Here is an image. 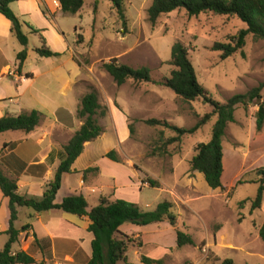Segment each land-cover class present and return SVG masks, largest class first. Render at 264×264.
Instances as JSON below:
<instances>
[{
	"label": "rangeland",
	"instance_id": "obj_1",
	"mask_svg": "<svg viewBox=\"0 0 264 264\" xmlns=\"http://www.w3.org/2000/svg\"><path fill=\"white\" fill-rule=\"evenodd\" d=\"M95 1L85 0V6L78 14L65 16L62 22L56 23L53 35L57 42L49 35L50 29H41L42 35H49L50 46L55 52L72 50L75 61L80 65L79 82L74 86L75 108L72 109L73 101L59 96L56 84H46L48 75L43 73L49 74L56 59L40 57L36 52V48L42 47L40 40L31 36L26 69L40 76L36 80L34 97L26 109L39 110L44 115L42 122L47 124H51L55 117L69 113L65 109L74 112L75 119L66 121L68 124L64 123L53 135L57 145L55 154L60 155L83 124L78 118L83 96L95 88L107 115L99 120L103 134L87 143L83 152L82 164L84 162L87 169L98 168L86 173L85 177L87 169L80 173L85 184L96 191V194L88 196L89 206L93 208L99 204L94 199L98 195L114 201L111 195L104 194L110 192L111 184L118 187L117 196L124 194L119 199L136 203L144 211L155 210L165 200L173 202V211L178 215L176 229L190 235L194 244L177 247L176 229L168 222L134 225L144 233L132 235L133 243L127 253L129 262L140 264L141 256L145 255L163 259L164 264H221L225 259H232L236 264H264V242L259 235L264 222V199L259 209L252 207L259 189V184L254 182L259 180L258 170L264 168V127L261 131L256 127L259 106L264 102V87L261 99L248 106H237L235 121L227 126L223 139V188L213 190L202 173L192 171L191 160L200 143L212 140L218 120L216 115L193 134H179L162 125L146 124V121L156 119L190 130L207 114L213 113V106L203 99L187 102L170 88L153 83L137 84L129 80L119 86L103 67L104 63L113 60L136 69L148 67L153 80L162 81L175 69L170 65L172 47L180 42L187 47L198 80L207 90L208 97L225 104L235 95L246 94L264 85V40L248 35L242 50L222 59L221 52L213 51L214 44L229 43L231 37L247 29L236 16L202 13L198 17H190L186 10L181 9L162 15L152 23L149 9L153 0H123L127 19L124 31L112 3L100 0L94 10ZM42 8L45 11L43 5ZM54 112L57 113L55 116ZM19 135L16 140L22 137L21 133ZM13 138L14 134L9 133L7 139ZM112 150L118 153L121 164L104 158ZM100 167L105 176L101 177ZM80 174H72L68 178L71 188H78ZM113 174L117 180L115 183L111 177ZM149 179L155 180L158 187H151ZM239 180L245 183L239 185ZM130 183L133 185L127 186ZM66 189L63 195L67 194ZM0 209V222L9 224L4 218V207ZM27 211L34 212L21 208L17 228L21 229L30 222L26 217ZM62 213L65 219L76 224L80 238H85L86 242L92 238L86 229L88 221ZM35 230L40 237L46 235L38 223ZM2 235L0 248L6 241L5 234ZM140 243H144L141 249ZM29 254L37 262L43 260L35 242ZM51 254L47 264H70V260L64 259V253L57 257L51 249Z\"/></svg>",
	"mask_w": 264,
	"mask_h": 264
},
{
	"label": "trees",
	"instance_id": "obj_2",
	"mask_svg": "<svg viewBox=\"0 0 264 264\" xmlns=\"http://www.w3.org/2000/svg\"><path fill=\"white\" fill-rule=\"evenodd\" d=\"M19 0H0V14L5 16L12 24V33L19 43L25 47L17 56L19 69L27 59L28 38L23 32V26L20 19L10 8L11 4ZM62 12L67 15L78 14L85 6V0H58ZM100 0L95 1L94 10ZM117 11L121 25L125 31L127 28V19L123 0H108ZM184 9L190 17H198L202 13H212L220 16H236L246 24L247 29L241 30L236 36L231 37L229 43H215L213 51L221 52L222 59H227L232 54L242 50L246 43V37L253 35L255 38L264 40V0H153L149 9V19L156 23L160 16L171 14L174 11ZM33 33L39 35L42 47L37 48V54L42 58L61 57L64 54L52 51L47 46L46 39L39 34L38 30L32 29ZM170 65L175 69L171 76L162 80L154 81L152 72L148 67L139 69L126 64H118L116 60L110 63H104L103 67L107 73L114 79L117 85L122 86L129 80L135 83H153L154 85L167 87L173 90L176 95L187 102L197 99H203L210 103L214 111L207 114L194 128L183 130L171 125L167 121L151 119L146 124L155 126L162 125L170 128L179 134H193L213 117L218 120L213 128L212 140L208 143H200L196 148V154L191 160V169L194 172H200L204 175L208 186L213 190L223 188L224 173V147L223 139L229 123L235 121V112L238 105L248 106L261 99V91L264 85L254 88L243 95H235L225 104L212 101L207 90L200 84L194 65L189 57V51L182 43L177 42L172 47ZM67 114V113H64ZM68 115V114H67ZM107 109L103 108L99 102V93L94 88L85 94L81 100V107L78 110V118L82 120L81 128L75 132L68 144L64 147L62 153L58 156L55 153L48 157L47 164L53 165L59 161L51 181L45 185V191L42 198L28 197L19 194L18 176L9 177L3 171L6 161L0 158V189L5 198L9 199L10 220L9 228L6 232L0 233L8 236V241L4 248L0 250V264H47L46 260L51 257L52 244L50 239L40 240L35 238V244L43 255V260L37 262L36 258L24 250H15L16 245L20 243L22 233L30 230L31 225H25L18 229L16 222L19 220L18 208H28L35 213L41 214L52 210H60L67 214H72L80 218L89 220L88 232L93 235L91 242L92 254L89 257L83 249H79L74 255V262L77 264H134L128 260V250L133 243V237L121 232L120 228L125 224L137 226H148L152 224H161L168 222L176 229L178 215L173 211L174 204L165 200L157 205L153 211H144L138 204L123 199L111 201L103 196L99 204L89 210V203L84 195H72L63 199L60 204L55 203L57 194L61 190L63 176L73 173V165L83 154L85 145L98 139L104 132L100 125V118H105ZM43 114L38 110L30 113H23L18 116H6L0 119V134L6 132L21 131L27 134L33 133L39 126ZM70 116V115H69ZM62 117V116H61ZM59 117V118H61ZM70 119L71 116L69 117ZM256 127L261 131L264 127V102L259 106L256 116ZM16 159L15 155L10 157ZM105 158L121 164L115 150L106 154ZM12 162V160H9ZM5 163V164H4ZM11 170H17V174L23 173L27 168L26 164L19 163L11 166ZM34 167V166H33ZM29 167V172L33 173L34 168ZM40 169L42 175L45 173V166H35ZM98 168H88L85 174ZM16 174V175H17ZM34 174V173H33ZM259 180L254 182L259 184L256 198L253 201V209H259L264 199V168L259 169ZM149 184L153 188L158 187L155 180L149 179ZM239 180L238 184H244ZM260 238L264 242V222L260 229ZM177 247L182 248L186 245H193V238L182 230L176 229ZM144 243H140V249ZM140 264H164L163 259H153L142 255ZM221 264H236L232 259H225Z\"/></svg>",
	"mask_w": 264,
	"mask_h": 264
},
{
	"label": "crops",
	"instance_id": "obj_3",
	"mask_svg": "<svg viewBox=\"0 0 264 264\" xmlns=\"http://www.w3.org/2000/svg\"><path fill=\"white\" fill-rule=\"evenodd\" d=\"M42 5L45 7V11H43ZM10 8L20 19L23 26V32L28 38L27 59L23 63L22 68L19 69V61L17 59V56L25 49V47L22 46L17 38L13 35L11 22L5 16L0 14V119L6 116H18L20 114L30 113L33 110H36L33 108L30 110L26 109V105L31 102V97H34V91L37 82L36 80L40 76L35 72H31L26 69V64L31 52L29 48V44L31 41L30 38L31 36L39 38V35L33 33L32 29L38 30L40 32L39 34L41 35V29H50L49 35H51L54 42H57V39L54 38L53 30H55L54 28L57 27L56 25H58L56 23L62 22L63 18L65 16H68L62 12V8L58 0H19L18 2L12 3ZM43 35L46 36L45 38L49 48L55 52V50H53V47L50 46L49 35ZM58 53H62L64 55L61 57L48 58H55L56 61H53L52 64L54 66L50 70L49 74H47L46 72L43 74L46 76L48 75V80L46 82L47 85L54 83L58 86L57 93L61 98L65 100L70 99L71 102L73 101L72 109H74L76 106V99L74 98V86L79 82L81 73L80 65L75 61L72 55V50H68V52ZM58 58L59 61H57ZM65 110L69 111V113H67L68 115L63 114L62 118L55 117L51 124H47L46 122L43 123L41 120L39 126L31 134H27L21 131L6 132L0 134V139L3 138L0 143V158L6 161V163L10 164L11 166L17 163H19V166H22V163L27 165V168L21 174H17V170L15 169L11 170V167L8 164L4 163L5 165L3 166V171L7 176H18L19 194L35 198L43 197L45 185L52 180L55 169L59 165V161H56L51 166L47 164L48 157L51 154L55 153V150L57 148V145H55L53 141L54 132L57 131V129L62 128L64 126V123L68 124V122L66 121L70 120V116L72 119H75V114L73 111L68 109ZM56 114V112L53 113L54 116ZM37 131H39V133L36 134L35 132ZM9 133L14 134V138L10 141L7 139ZM20 133L22 134V137H19L16 140L15 137L20 136ZM12 155H15L16 159H11L10 157ZM9 160H12V162H9ZM82 160H84V153L73 165L72 174H80L82 173L81 171L87 169V167H85V163L83 162L82 164ZM79 165H83V168L79 169ZM31 166H34V171H32L34 174L29 172V167L31 168ZM35 166H45V173L42 175L41 170L36 168ZM72 174H65L63 176L62 187L57 194L55 203L60 204L64 198L79 194L84 195L87 201H89L88 196L94 193L96 194V191H94L95 189H92L90 186L85 184L81 174V180L79 182L78 188H71L68 183V178H70ZM102 176H105V173L101 168V177ZM111 177L114 178L116 176L113 174L111 175ZM116 181L117 180L114 178L113 182L115 183ZM131 185L133 184L130 183L127 186ZM136 185L139 186L138 183ZM101 188L103 189V186ZM64 189H66L67 194L63 195L62 192L64 191ZM102 189H100V192L103 191ZM110 189L111 190L109 193H105L103 191L104 194H108V196L111 195L113 200L119 199V197H123L124 194L122 193H119L118 196L116 195L118 187L115 186V184H111ZM1 194L2 199H0V207H4V218L9 221V199L5 198L2 192ZM100 198V195H98L97 198H95L94 196V199L97 200V202L100 201ZM20 209L21 208H18L19 212ZM91 209L92 208L89 206V210ZM62 212L63 211L60 210H52L50 212L38 214L35 212L27 211L26 217L30 220V222H26L23 227L29 224L31 225V228L27 232L21 234L20 243L16 245L15 250H24L29 253V250L33 247L35 238L37 237L40 240L50 239L53 254L59 257V255L64 253V259L70 260V264H74V255L79 249H83L84 252L90 257L92 254V250H90V247L93 240V235L92 238H89L88 242H86L85 238H80L79 229L76 224L68 219H65L66 217H64L65 215H63ZM81 219L88 221L89 223V220L87 218L84 217ZM37 223L45 229V236H38L35 230V225ZM127 224L123 225L120 228L122 233L130 236L138 235V233H144L142 231L143 229L138 228L133 224ZM16 226H18V221L16 222ZM127 226H129V228L130 226L132 227L130 230H128L126 229ZM7 227L9 228V224L7 223V221H4L3 223L0 222V233L6 232L8 230ZM88 227L89 224L88 226H86L87 230ZM132 229H135L136 231ZM2 236L3 235H1L0 238ZM5 236L6 241L4 242V246L8 241V236ZM58 236L63 237L59 238ZM86 243L88 247H86ZM0 247L2 246L0 245ZM3 248H0V250H2ZM38 253H41L39 249Z\"/></svg>",
	"mask_w": 264,
	"mask_h": 264
}]
</instances>
